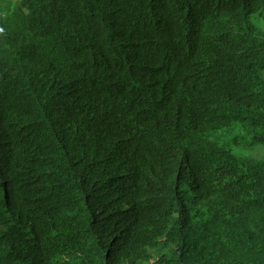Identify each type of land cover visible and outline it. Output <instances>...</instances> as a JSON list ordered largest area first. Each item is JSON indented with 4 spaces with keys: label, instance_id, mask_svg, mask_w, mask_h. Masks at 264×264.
<instances>
[{
    "label": "trees",
    "instance_id": "16d2710c",
    "mask_svg": "<svg viewBox=\"0 0 264 264\" xmlns=\"http://www.w3.org/2000/svg\"><path fill=\"white\" fill-rule=\"evenodd\" d=\"M264 0H0V264H264Z\"/></svg>",
    "mask_w": 264,
    "mask_h": 264
},
{
    "label": "rangeland",
    "instance_id": "374dc122",
    "mask_svg": "<svg viewBox=\"0 0 264 264\" xmlns=\"http://www.w3.org/2000/svg\"><path fill=\"white\" fill-rule=\"evenodd\" d=\"M14 1V0H7ZM253 24L255 25L259 35L264 38V10L259 14L253 15L252 17Z\"/></svg>",
    "mask_w": 264,
    "mask_h": 264
}]
</instances>
